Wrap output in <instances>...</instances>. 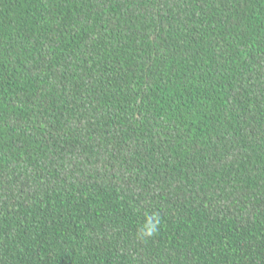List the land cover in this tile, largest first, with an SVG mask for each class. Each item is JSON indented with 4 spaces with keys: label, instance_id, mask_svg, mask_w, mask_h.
<instances>
[{
    "label": "trees",
    "instance_id": "1",
    "mask_svg": "<svg viewBox=\"0 0 264 264\" xmlns=\"http://www.w3.org/2000/svg\"><path fill=\"white\" fill-rule=\"evenodd\" d=\"M0 264H264V0H0Z\"/></svg>",
    "mask_w": 264,
    "mask_h": 264
},
{
    "label": "clouds",
    "instance_id": "2",
    "mask_svg": "<svg viewBox=\"0 0 264 264\" xmlns=\"http://www.w3.org/2000/svg\"><path fill=\"white\" fill-rule=\"evenodd\" d=\"M160 223H161V219L159 212H153L148 217L146 224L143 226L146 229V231H144L143 234L139 236V238L143 239L156 235L159 231Z\"/></svg>",
    "mask_w": 264,
    "mask_h": 264
}]
</instances>
